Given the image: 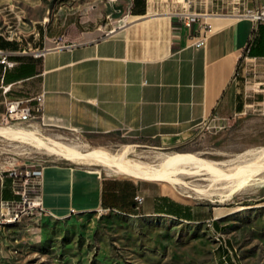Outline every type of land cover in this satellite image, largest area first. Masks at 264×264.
Listing matches in <instances>:
<instances>
[{"label": "crops", "instance_id": "obj_1", "mask_svg": "<svg viewBox=\"0 0 264 264\" xmlns=\"http://www.w3.org/2000/svg\"><path fill=\"white\" fill-rule=\"evenodd\" d=\"M151 1L0 0V51L7 57V63L0 57V123L7 100L41 93L34 124L45 131L139 138L164 148L187 145L211 121L226 120L244 56L252 67L264 62V25L238 15L204 18L211 29L196 48L189 38L199 23L181 26ZM261 5L264 0H248L246 11ZM59 38L65 47H56ZM247 106L234 105L233 112L245 115ZM258 107L264 114V100ZM42 172L38 192L47 217L111 210L219 228L217 218L158 181L62 164ZM19 188L9 170H0V220L3 209L20 203Z\"/></svg>", "mask_w": 264, "mask_h": 264}, {"label": "rangeland", "instance_id": "obj_2", "mask_svg": "<svg viewBox=\"0 0 264 264\" xmlns=\"http://www.w3.org/2000/svg\"><path fill=\"white\" fill-rule=\"evenodd\" d=\"M153 1L154 11L175 14L187 10L182 0ZM247 1L194 0L190 10L211 16L244 15ZM253 64L255 67L250 66V62L247 66L241 62L228 118L211 121L204 132L187 145L163 148L139 138L45 131L36 127V119L17 123L11 129L30 132L43 142H58L82 153L101 150L118 155L126 152L132 162L154 166L160 156L194 154L231 174L239 163H231L232 160L264 147V114L258 107L264 100V62ZM245 104L247 114L236 116L233 106ZM55 149L39 145L31 138L0 134V170L43 169L62 164L94 171L103 177H126L117 173L116 168L72 160L67 158L64 148ZM247 157L240 163L253 158ZM257 166L254 178L232 195L219 189L227 180L214 182L212 175L205 171L201 176L175 177L180 183L161 182L180 198L197 204L207 217L217 218L219 228L209 221L135 217L103 210L73 211L63 218L34 216L29 220L19 217L4 226L0 264H264V159ZM196 189H208L210 196Z\"/></svg>", "mask_w": 264, "mask_h": 264}, {"label": "bare ground", "instance_id": "obj_3", "mask_svg": "<svg viewBox=\"0 0 264 264\" xmlns=\"http://www.w3.org/2000/svg\"><path fill=\"white\" fill-rule=\"evenodd\" d=\"M0 134L5 136L31 138L34 139L39 145H45L47 148L53 150H56L55 148L60 146L65 149L64 152L67 158L72 160H83L90 164H102L103 166L112 170L116 168L117 173L134 179H145L173 184L180 183L179 179H177V176H181V174L201 176L204 175L201 172L205 171L207 174L212 175L214 182L218 180H227V182L223 183V186L219 189L222 191V193L228 192L231 195L242 189V187L246 186L247 183L254 178V174L258 169L257 163L264 159V147L258 150L248 151L244 155H240L231 161V163H235L237 161H239V163L235 165L233 173L228 174L216 167L217 164L198 158L194 154L175 153L171 155L160 156L158 157L159 163L154 166L132 162L126 157V152H122L118 155H111L101 150H95L90 153H82L70 147L63 146L58 142H52V144H49L43 142L41 139H37L32 133L26 131L14 130L11 128H0ZM247 156H253V158L249 161H245L243 164L240 163L241 159ZM227 164L230 165L229 163ZM220 165H226V163H220ZM213 176H215V178H213ZM175 177L177 178L175 179ZM215 184H213V186ZM215 186L217 187V185ZM195 191H205L207 192L206 196H210L208 189H196ZM17 218L19 217L3 218L0 221V229L2 230L5 225L11 223Z\"/></svg>", "mask_w": 264, "mask_h": 264}, {"label": "built area", "instance_id": "obj_4", "mask_svg": "<svg viewBox=\"0 0 264 264\" xmlns=\"http://www.w3.org/2000/svg\"><path fill=\"white\" fill-rule=\"evenodd\" d=\"M187 7V10L180 13H175L174 17L181 24V26L193 29L196 23H199L198 30L193 36H190L191 46L200 48L206 43L207 34L210 31V25L204 18L211 17V15H202L196 11H191L194 0H182ZM204 16V17H203ZM251 18L257 25H264V5L258 6L251 11H246L244 15H238ZM56 47H65L62 38L55 40ZM43 52L35 53L36 57H41ZM0 57L3 63H7L6 55L0 51ZM248 55L244 56V62L247 66L250 62ZM256 62V59L253 60ZM10 65V63H8ZM44 95L41 93L33 98H12L5 102V111L1 117L0 126L11 128L17 123H26L37 119L43 109ZM11 176L17 179L20 183V188L17 193L20 196V203L13 209H3L1 213L2 218L9 217H26L29 220L34 216H41L43 219L47 217V210L44 207L42 198L39 195V186L42 178V169H22L13 168L9 170ZM136 202L138 205L142 202V197L137 196ZM111 211V210H107ZM1 221V220H0ZM212 223L211 221H209ZM213 225V224H212ZM1 232V229H0ZM218 235H220L217 232Z\"/></svg>", "mask_w": 264, "mask_h": 264}, {"label": "trees", "instance_id": "obj_5", "mask_svg": "<svg viewBox=\"0 0 264 264\" xmlns=\"http://www.w3.org/2000/svg\"><path fill=\"white\" fill-rule=\"evenodd\" d=\"M238 111H241V109H242V106H238ZM125 215H127V216H131V215H129V214H125Z\"/></svg>", "mask_w": 264, "mask_h": 264}, {"label": "water", "instance_id": "obj_6", "mask_svg": "<svg viewBox=\"0 0 264 264\" xmlns=\"http://www.w3.org/2000/svg\"><path fill=\"white\" fill-rule=\"evenodd\" d=\"M235 17H243V16H235Z\"/></svg>", "mask_w": 264, "mask_h": 264}]
</instances>
